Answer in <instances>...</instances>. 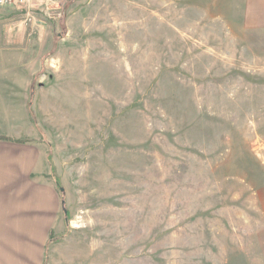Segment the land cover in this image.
<instances>
[{"label": "rangeland", "instance_id": "rangeland-1", "mask_svg": "<svg viewBox=\"0 0 264 264\" xmlns=\"http://www.w3.org/2000/svg\"><path fill=\"white\" fill-rule=\"evenodd\" d=\"M263 3L0 8V111L34 123L68 212L45 264H264Z\"/></svg>", "mask_w": 264, "mask_h": 264}, {"label": "crops", "instance_id": "crops-1", "mask_svg": "<svg viewBox=\"0 0 264 264\" xmlns=\"http://www.w3.org/2000/svg\"><path fill=\"white\" fill-rule=\"evenodd\" d=\"M10 111H0V242L37 241L44 264L45 244L65 230L55 165L34 123Z\"/></svg>", "mask_w": 264, "mask_h": 264}, {"label": "trees", "instance_id": "trees-1", "mask_svg": "<svg viewBox=\"0 0 264 264\" xmlns=\"http://www.w3.org/2000/svg\"><path fill=\"white\" fill-rule=\"evenodd\" d=\"M27 107H28V111H30V114L32 115V112H31V104H30V102H28V104H27ZM0 140H5L4 138H0ZM51 171H52V173L54 174V167H53V165L51 164ZM53 180H54V182L53 183H55V185H56V187H57V190H58V192H59V196H60V204H61V209H62V213H63V216H64V222H65V225H67L68 226V212H67V210H66V207H64L65 206V195H63L64 194V190H63V188H62V186H61V183H59L60 181H59V179L57 178V176H53ZM49 243H52V239L50 238L49 239V241L47 242V244H45L46 245V247L48 246V244ZM44 264H45V262H44Z\"/></svg>", "mask_w": 264, "mask_h": 264}, {"label": "built area", "instance_id": "built-area-1", "mask_svg": "<svg viewBox=\"0 0 264 264\" xmlns=\"http://www.w3.org/2000/svg\"><path fill=\"white\" fill-rule=\"evenodd\" d=\"M26 0H0V8L9 7L15 4H24Z\"/></svg>", "mask_w": 264, "mask_h": 264}]
</instances>
